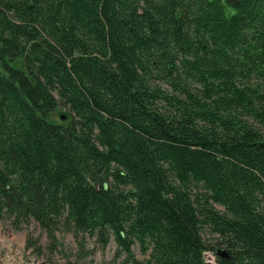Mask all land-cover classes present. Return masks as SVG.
<instances>
[{
    "label": "trees",
    "instance_id": "1",
    "mask_svg": "<svg viewBox=\"0 0 264 264\" xmlns=\"http://www.w3.org/2000/svg\"><path fill=\"white\" fill-rule=\"evenodd\" d=\"M0 219L264 264V0H0Z\"/></svg>",
    "mask_w": 264,
    "mask_h": 264
},
{
    "label": "rangeland",
    "instance_id": "2",
    "mask_svg": "<svg viewBox=\"0 0 264 264\" xmlns=\"http://www.w3.org/2000/svg\"><path fill=\"white\" fill-rule=\"evenodd\" d=\"M14 69H22V61L10 63ZM47 122L66 127L71 122L67 109L58 107ZM219 211L223 210L215 206ZM202 236L212 239L204 229ZM134 257L145 261L148 254H141L139 247L132 248ZM205 259L215 261V255L206 254ZM123 257L116 256V245L111 240L106 247L95 238L80 236L60 228L55 239L50 241L44 232L34 223L22 224L18 229L8 220L0 219V264H121Z\"/></svg>",
    "mask_w": 264,
    "mask_h": 264
}]
</instances>
